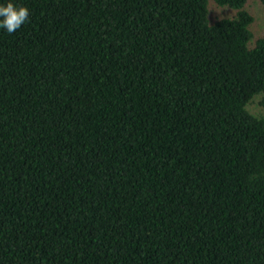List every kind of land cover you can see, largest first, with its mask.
Instances as JSON below:
<instances>
[{
    "label": "trees",
    "instance_id": "16d2710c",
    "mask_svg": "<svg viewBox=\"0 0 264 264\" xmlns=\"http://www.w3.org/2000/svg\"><path fill=\"white\" fill-rule=\"evenodd\" d=\"M9 2L29 15L0 28V264H264L245 0Z\"/></svg>",
    "mask_w": 264,
    "mask_h": 264
},
{
    "label": "rangeland",
    "instance_id": "374dc122",
    "mask_svg": "<svg viewBox=\"0 0 264 264\" xmlns=\"http://www.w3.org/2000/svg\"><path fill=\"white\" fill-rule=\"evenodd\" d=\"M252 14L249 26L254 35L264 34V7L259 0H245L243 5ZM209 18L213 19L221 15H229L234 10L229 7L209 5ZM247 108L254 113L264 114V99L258 94L254 95L247 103Z\"/></svg>",
    "mask_w": 264,
    "mask_h": 264
},
{
    "label": "clouds",
    "instance_id": "9594fccd",
    "mask_svg": "<svg viewBox=\"0 0 264 264\" xmlns=\"http://www.w3.org/2000/svg\"><path fill=\"white\" fill-rule=\"evenodd\" d=\"M28 15L29 11L24 6H16L12 2L0 5V28L12 33L26 22Z\"/></svg>",
    "mask_w": 264,
    "mask_h": 264
}]
</instances>
